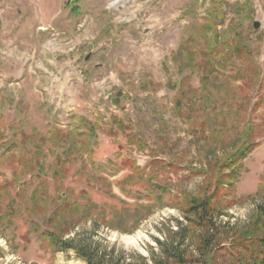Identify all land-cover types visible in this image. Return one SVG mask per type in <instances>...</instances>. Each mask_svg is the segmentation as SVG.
I'll list each match as a JSON object with an SVG mask.
<instances>
[{"label":"rangeland","instance_id":"1","mask_svg":"<svg viewBox=\"0 0 264 264\" xmlns=\"http://www.w3.org/2000/svg\"><path fill=\"white\" fill-rule=\"evenodd\" d=\"M217 1L0 0V264H87L82 249L104 264L198 262L202 228L180 199L206 185L207 264L251 255L236 245L264 220V0H221L220 32L246 6L244 40L226 37L231 60L205 90ZM247 121L257 147L217 189L213 164Z\"/></svg>","mask_w":264,"mask_h":264},{"label":"trees","instance_id":"2","mask_svg":"<svg viewBox=\"0 0 264 264\" xmlns=\"http://www.w3.org/2000/svg\"><path fill=\"white\" fill-rule=\"evenodd\" d=\"M74 3L72 4L73 7L76 4H79L81 0H72ZM70 2H68V5H70ZM225 7V8H224ZM238 10L235 12L233 10L234 24L230 25L226 29L223 30V32H220V27L224 26V23L226 22V19L230 15L229 6H227V3L222 2L221 0L217 1L215 6L208 10L207 18L208 24L205 29V32L207 33L208 37V45H207V52H205V56L207 58L206 62L201 65V67L204 69L205 74L203 76V83L205 84L204 89L208 90L206 84L213 79V77H216L218 74H215L216 72L219 73L220 69L225 67L226 63H228L231 59V49L226 44V37H230L232 39V42H234L236 39H242L244 40V36H242L244 24H245V16L246 14V6L242 3H237ZM73 11V8H72ZM232 13V12H231ZM233 46V44H229ZM229 50H227V48ZM237 51L243 52L244 48L240 46V48H236ZM232 63V62H231ZM213 74V75H212ZM181 103L180 101L177 102V104ZM121 122V120H119ZM261 128V125L255 126L254 124H250L249 121L242 127V131L240 132V142L241 146L237 150H235L232 153H228L227 155H224L223 157L216 159V162L213 164L212 171H216V182H217V189L220 187H223L222 182L224 181V178H227V176H234L237 177V168L239 165H241L242 160L247 157L255 147H257V142L254 141L255 137L257 135L258 128ZM238 166V167H237ZM232 172L228 173V175L224 172L227 170H230ZM199 173L202 171L198 169ZM218 172V173H217ZM220 172V174H219ZM207 181H210L209 184H211V178L212 176H207ZM210 186V185H209ZM164 187H169L168 183L165 184ZM165 189V188H164ZM208 187L203 186V188L200 189L199 194L197 196L185 194L182 195V198L180 199V203H182L181 207L182 209H185V212L188 214L194 215V217H197L196 223L197 226H201L202 232L199 237V244L198 249L200 251V257L197 260L198 262H202V264H207L206 260L208 254H211V251H214L213 249V241H215V238L218 239L219 231L216 227V224H212L211 217H208L210 213H212L213 208L211 206L213 205L212 201L215 198V193L210 194L207 192ZM161 193V192H160ZM157 190V187H150L149 193L147 195V198L152 197H160L163 196V193L160 194ZM165 193V190H164ZM191 220V222H193ZM258 222L260 223L258 226V229L255 228V226L252 228H248L244 230L242 233L243 236H240V240L236 246L241 247L243 251L246 250V252H251V255L247 257V254L240 257L241 262L238 264H264V220L258 219ZM257 229V230H256ZM215 231V232H214ZM52 238L54 242L57 244L58 238H56L55 235H52ZM97 252L98 249H95ZM223 250V248H222ZM87 250L82 249V256L86 259L87 264H104V261L101 256H98L97 254H90L89 256L86 253ZM180 252V251H179ZM172 253L171 252V258L173 259L172 264H191L194 262V257L190 258L188 257L185 252L183 253ZM240 255V254H239ZM238 257L234 258L233 261H239ZM214 260L210 259V264H214ZM232 261V262H233ZM194 262V263H198ZM169 263V260L167 261Z\"/></svg>","mask_w":264,"mask_h":264},{"label":"water","instance_id":"3","mask_svg":"<svg viewBox=\"0 0 264 264\" xmlns=\"http://www.w3.org/2000/svg\"><path fill=\"white\" fill-rule=\"evenodd\" d=\"M260 25H261L260 22L258 20H256L254 23V28H259Z\"/></svg>","mask_w":264,"mask_h":264},{"label":"bare ground","instance_id":"4","mask_svg":"<svg viewBox=\"0 0 264 264\" xmlns=\"http://www.w3.org/2000/svg\"><path fill=\"white\" fill-rule=\"evenodd\" d=\"M128 239H129V241H134V242H136L135 239H133V238H128Z\"/></svg>","mask_w":264,"mask_h":264}]
</instances>
